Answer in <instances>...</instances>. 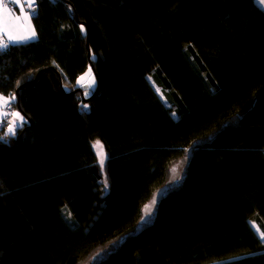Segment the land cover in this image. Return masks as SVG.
<instances>
[{
	"label": "trees",
	"instance_id": "trees-1",
	"mask_svg": "<svg viewBox=\"0 0 264 264\" xmlns=\"http://www.w3.org/2000/svg\"><path fill=\"white\" fill-rule=\"evenodd\" d=\"M36 4L37 40L0 49V95L25 120L14 136L0 130V264H264L252 226L264 231V10Z\"/></svg>",
	"mask_w": 264,
	"mask_h": 264
},
{
	"label": "snow or ice",
	"instance_id": "snow-or-ice-1",
	"mask_svg": "<svg viewBox=\"0 0 264 264\" xmlns=\"http://www.w3.org/2000/svg\"><path fill=\"white\" fill-rule=\"evenodd\" d=\"M35 3H36V0H23V2L22 0H8L7 3H5V0H0V49H6L9 47V44L4 42L3 37H7V40L13 43H19L22 41L31 40L35 38L36 31L32 27V24H31V21L34 18L31 12L35 11ZM11 4L16 5V8L19 10V14H16L15 12H13L12 8L10 7ZM26 7L27 9L31 10V12L25 11ZM21 28L25 29V32L23 35L13 34L15 30H18ZM81 31H84L83 25H81ZM87 78L89 81L87 85L83 84L85 77L80 78V83L82 84V86L86 88L92 87V85L95 84V78L92 76L91 70H89V73L87 74ZM85 95L87 96L89 95V93L85 92ZM4 104L7 105L8 101L4 100ZM84 107H87V105H85ZM13 116L16 117L17 120H20L21 122L23 121V117L18 112L13 113ZM16 127L17 125L13 123L12 125L9 126L8 132L14 135ZM95 146L98 148H102V145H100L99 142H97ZM195 146L196 145L194 144L190 151H195ZM185 151H189V150L186 149ZM190 151H189V154H190ZM172 172L175 173L176 169L173 168ZM105 187H107L106 184H105ZM163 194H164V191H161L158 193V195H161V196ZM156 203H157V200L153 199L152 206H155ZM144 211H145V216L148 218L141 219L139 223V227L136 230L137 232L141 231L145 226L151 223V215H152L151 208L146 207ZM253 227H255V225H253ZM255 230H256V233L259 234L260 242L264 243V231H261V229L258 227H255ZM126 238L127 237L118 238V241L113 242V246L109 250L108 254H110L111 252H114L120 246V244L123 243V240Z\"/></svg>",
	"mask_w": 264,
	"mask_h": 264
},
{
	"label": "rangeland",
	"instance_id": "rangeland-1",
	"mask_svg": "<svg viewBox=\"0 0 264 264\" xmlns=\"http://www.w3.org/2000/svg\"><path fill=\"white\" fill-rule=\"evenodd\" d=\"M255 4L260 8V9H262V10H264V0H255ZM1 50H3V49H1ZM89 70H91L90 68H88L87 69V71L82 75V76H80L78 79H77V82H76V84L80 87V89L81 90H83V92H84V99H88V97H90L91 95H92V91L94 90V88H95V85H96V81H95V84L94 85H92V87H88V88H86V87H84V86H82V84L80 83V78L81 77H85V80L83 81V84L84 85H87L88 84V78H87V74L89 73ZM91 74H92V71H91ZM92 76H93V74H92ZM94 77V76H93ZM148 80H149V82L152 84V86L154 87V89L156 90V92L158 93V95H159V97L161 98V100L164 102V103H166V100H165V98H164V96L162 95V93H161V90L159 89V88H157L156 87V85H155V83H154V81H153V79H151V77H148ZM85 92H88L89 93V95H85ZM3 127V124L1 125V128H0V130L1 129H3L2 128ZM13 135V134H12ZM14 136V135H13ZM6 136H1V138L3 139V138H5ZM97 142L98 141H96V142H94V145L92 146L93 147V149H94V151H95V153H96V155H97V160H98V162H99V164L101 165V166H103V164H104V162H105V160H106V156H105V153H104V151H103V148H98V147H96L95 145L97 144ZM100 144V143H99ZM101 145V144H100ZM186 165V159L184 160H181L178 164H176L173 168H175L176 169V172L175 173H173L172 172V169H170V178H169V182L167 183V185L161 190V191H164V194L168 191V190H171V189H174L175 188V186L176 185H178L179 183H180V180L182 179V177H183V175H184V172H185V166ZM106 181V180H105ZM166 190V191H165ZM161 191H159V192H161ZM158 192V193H159ZM158 193H157V195L155 196V198L154 199H156L157 200V202L161 199V197L163 196H161V195H158ZM157 204V203H156ZM146 207H150L151 208V213H152V215H151V220H152V218H153V215H154V212H155V208H156V205L155 206H152V201L146 206ZM145 207V208H146ZM145 210V209H144ZM143 218H145V219H147L148 217H146L145 216V211H144V215H143ZM254 224H252V226H253ZM256 227V226H255ZM255 227H253L254 228V230H255ZM256 231V230H255ZM258 234V233H257ZM259 235V234H258ZM102 253H100L99 254V256L98 257H103V255H101ZM95 259H97V257L95 258Z\"/></svg>",
	"mask_w": 264,
	"mask_h": 264
},
{
	"label": "crops",
	"instance_id": "crops-1",
	"mask_svg": "<svg viewBox=\"0 0 264 264\" xmlns=\"http://www.w3.org/2000/svg\"><path fill=\"white\" fill-rule=\"evenodd\" d=\"M7 2H8V0H5V3H7ZM22 2H23V0H22ZM10 7L12 8L13 12H15L16 14H19V10L16 8V5H15V4H11ZM25 11H28L27 7L25 8ZM31 24H32V27L34 28L33 19H32V21H31ZM34 29H35V28H34ZM24 32H25V29L21 28V29L15 30V31L13 32V34H14V35H17V34H18V35H23ZM3 39H4V42H5V43H8V44H9V46H10V45H15V44H21V43L34 42V41L37 40V33H36L35 38H33V39H31V40L22 41V42H19V43L9 42V41L7 40V37H3ZM4 100H7V101H8V104H7V105L4 104ZM9 104H12V99L9 98V97H7V96H2V95H0V125L3 124V136H6L7 138L13 136L12 134H10V133L8 132V128H9L10 125H12L13 123H15V124L17 125L16 130H15V133H16L17 129H18L19 127H21V126L25 123L24 118H23V121L21 122L20 120H17L16 117L13 116V113H17V111L14 110L13 108H12V110L8 113V116H9L8 119L5 120V118H4V117H5V116H4V109H5L6 106H8Z\"/></svg>",
	"mask_w": 264,
	"mask_h": 264
},
{
	"label": "built area",
	"instance_id": "built-area-1",
	"mask_svg": "<svg viewBox=\"0 0 264 264\" xmlns=\"http://www.w3.org/2000/svg\"><path fill=\"white\" fill-rule=\"evenodd\" d=\"M28 11L29 12H31V10H29L28 9ZM31 14H32V16L33 17H36V15H37V4L35 3V11L34 12H31ZM12 110V105L11 104H9L8 106H6V108L4 109V118H5V120H7L8 119V113L10 112ZM0 128H1V125H0Z\"/></svg>",
	"mask_w": 264,
	"mask_h": 264
},
{
	"label": "flooded vegetation",
	"instance_id": "flooded-vegetation-1",
	"mask_svg": "<svg viewBox=\"0 0 264 264\" xmlns=\"http://www.w3.org/2000/svg\"><path fill=\"white\" fill-rule=\"evenodd\" d=\"M12 105V104H11ZM12 108H13V106H12Z\"/></svg>",
	"mask_w": 264,
	"mask_h": 264
},
{
	"label": "bare ground",
	"instance_id": "bare-ground-1",
	"mask_svg": "<svg viewBox=\"0 0 264 264\" xmlns=\"http://www.w3.org/2000/svg\"><path fill=\"white\" fill-rule=\"evenodd\" d=\"M10 98V97H9Z\"/></svg>",
	"mask_w": 264,
	"mask_h": 264
}]
</instances>
